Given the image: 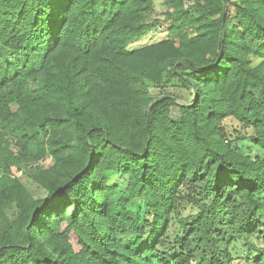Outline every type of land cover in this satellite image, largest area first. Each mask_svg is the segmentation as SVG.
Wrapping results in <instances>:
<instances>
[{"label":"trees","instance_id":"1","mask_svg":"<svg viewBox=\"0 0 264 264\" xmlns=\"http://www.w3.org/2000/svg\"><path fill=\"white\" fill-rule=\"evenodd\" d=\"M167 4L0 0V264H264V0Z\"/></svg>","mask_w":264,"mask_h":264},{"label":"rangeland","instance_id":"2","mask_svg":"<svg viewBox=\"0 0 264 264\" xmlns=\"http://www.w3.org/2000/svg\"><path fill=\"white\" fill-rule=\"evenodd\" d=\"M235 0H230V2H234ZM154 8L152 11V14L149 18V22L152 24L150 29L145 32L142 36L138 37L137 39L133 40L127 49L129 51H133L148 45H152L155 43H158L164 39L167 38H177V36L169 31L170 27L172 25H178L176 24V21L169 19V21L166 20L167 16L171 13H173V9L168 6L167 0H153ZM185 8H188L190 6V3H184ZM229 11L233 14L234 9L232 6H229ZM193 14V12L191 11ZM188 37L194 36V29H188L185 31ZM177 82L174 80H171L170 82H166L164 85V89L161 90L158 86L154 84H149L150 92L153 96L160 95L161 93H168L173 96L180 97L182 101H189L193 97H186V95L182 92V90L179 89V87L176 84ZM218 96L215 89H207L204 92V97L201 102V112L204 115H208L211 112V102L212 100L216 99ZM171 118L172 120H177L179 118V111L177 109L171 110ZM223 128L227 132L230 139H233L234 130H239L241 134L243 135H251L249 131L240 130V127L237 125V123L231 119L227 118L223 121ZM44 166H49L51 164V160L48 159L44 163ZM24 173H27V170L23 171ZM15 176L19 179V181L27 187L30 195L34 198H43L46 196V193L36 184L31 183L30 179H27L26 175H23L21 173H16ZM7 217L12 219L15 214L14 207H10L6 211ZM263 233V232H262ZM252 241L259 247L264 246V238L261 234L258 237H254ZM72 245L74 248H76L75 239L72 238ZM242 264V263H240Z\"/></svg>","mask_w":264,"mask_h":264}]
</instances>
